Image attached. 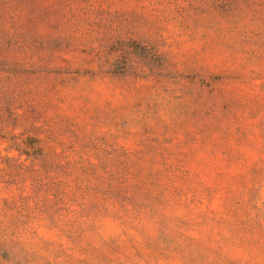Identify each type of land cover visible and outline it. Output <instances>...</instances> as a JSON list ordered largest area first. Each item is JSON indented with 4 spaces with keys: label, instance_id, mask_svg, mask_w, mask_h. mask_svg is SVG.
<instances>
[{
    "label": "rangeland",
    "instance_id": "1",
    "mask_svg": "<svg viewBox=\"0 0 264 264\" xmlns=\"http://www.w3.org/2000/svg\"><path fill=\"white\" fill-rule=\"evenodd\" d=\"M0 104V264H264V0H0ZM57 114L155 186L84 202L7 147Z\"/></svg>",
    "mask_w": 264,
    "mask_h": 264
},
{
    "label": "trees",
    "instance_id": "2",
    "mask_svg": "<svg viewBox=\"0 0 264 264\" xmlns=\"http://www.w3.org/2000/svg\"><path fill=\"white\" fill-rule=\"evenodd\" d=\"M3 110L5 113H9L10 118L4 117V112L2 113ZM18 117V113L12 110L9 111L7 108H1V130L8 133L7 128L2 124L16 125L19 120ZM66 119L65 116L57 114L54 119L48 122H32L29 125L21 123L22 133L20 137H16L14 134L10 135L7 147L18 152L19 156H25L26 160H30L34 163V168L60 173L65 179L69 177L75 178L77 182L76 190L79 191L81 200L84 202L112 203L117 199L136 202L143 191H148L150 187L155 186L152 181L144 182V179L142 181V171H140L139 174H135L132 172L133 167L131 166L128 168L124 162L116 161L114 162L116 166L115 171L109 168L105 173H101L97 170V160L96 163L92 162L91 159L84 160L83 154L79 153L76 155L77 152H75L74 149L62 150L64 145L62 139L59 138V136H54L50 128H56V131L61 130L59 129L60 127L57 126V122H63ZM60 124L64 126L63 123ZM18 125L19 124H17V126ZM58 146L61 148V152L57 151ZM122 156H125V154L123 153ZM126 158L130 160L129 155H126ZM133 158L137 160L136 157ZM84 164H87V166H84ZM165 168L171 169V171H173L172 175L176 172L189 175V172L183 169L182 165L176 167V165L166 164ZM105 174L111 175L112 177V181L109 185L103 184V182L100 181ZM116 174L117 177L114 178ZM131 179H135L138 183L137 186L131 188L126 185L127 181ZM9 186H11V183H9Z\"/></svg>",
    "mask_w": 264,
    "mask_h": 264
}]
</instances>
